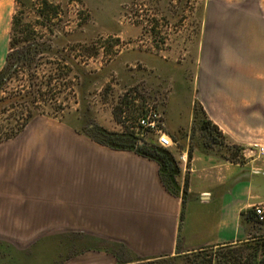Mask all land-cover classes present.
<instances>
[{
  "label": "crops",
  "instance_id": "crops-1",
  "mask_svg": "<svg viewBox=\"0 0 264 264\" xmlns=\"http://www.w3.org/2000/svg\"><path fill=\"white\" fill-rule=\"evenodd\" d=\"M14 11L0 0V70ZM173 70L165 131H191L198 103L223 146L172 147L169 187L156 158L34 117L0 140V264H137L249 238L264 201V0H206L195 53Z\"/></svg>",
  "mask_w": 264,
  "mask_h": 264
},
{
  "label": "rangeland",
  "instance_id": "rangeland-1",
  "mask_svg": "<svg viewBox=\"0 0 264 264\" xmlns=\"http://www.w3.org/2000/svg\"><path fill=\"white\" fill-rule=\"evenodd\" d=\"M205 1L32 0L33 8H26L21 16V29L35 32L33 38L48 39L64 49L84 73L77 78L75 71L67 68L58 74V64L67 66L66 63L54 56L38 59L37 80L48 84L43 85L45 95L31 105L21 101L15 103V91L27 83L26 76L21 73L9 80L0 88V123L3 126L0 140H7L3 136L14 126L15 119L31 109L38 114L32 125L55 129L71 123L96 138L115 144L118 136L128 135L133 138L136 151L143 152L139 144L144 141L145 149L152 152L158 144L151 136H140L138 118L153 107L163 113L165 121V112L174 93L173 67L188 62L190 55L195 53ZM19 8L15 0L14 13ZM43 8L52 16L46 23L39 14ZM23 44L21 39L19 46ZM4 106L8 109L1 112ZM204 120L200 113L191 131L181 130L172 137L180 147L187 138L192 145L196 141H208L212 130L201 128ZM40 132L39 135L45 134ZM217 140L223 141V138ZM168 151L174 178L168 174L171 167L167 165L165 179L177 183L181 171L178 155ZM249 222L250 236L264 231L263 224L250 219ZM246 243L249 242H237L228 247L208 246L142 264H209L211 259V264L219 259L222 262L227 259L226 264H238V259H246L250 251Z\"/></svg>",
  "mask_w": 264,
  "mask_h": 264
},
{
  "label": "trees",
  "instance_id": "trees-1",
  "mask_svg": "<svg viewBox=\"0 0 264 264\" xmlns=\"http://www.w3.org/2000/svg\"><path fill=\"white\" fill-rule=\"evenodd\" d=\"M19 6V11L15 12L12 17V24H11V31H10V38H9V44H8V50L6 52L5 56V62L3 67L0 70V88L4 84H6L9 80L14 79L15 77H19L21 73H23L26 76L25 85H20V88L15 91V97L17 98V101L15 103L21 101V103H27L28 105L32 104L36 101L39 96H44L45 93L43 91V85L46 83H39L36 77V68H37V60L43 59L48 56H54L62 60L63 63H66V65H60V67L57 68L58 74L61 72L63 73L64 70L67 68H70V70L75 71L77 78L81 77V73H84V69L80 66L79 63L75 62L73 59H71V55L65 53L64 49H60L54 44L50 43L48 39H35L33 36L35 35V32H31L28 29H21L23 18V14L25 13L26 8H33L32 0H17ZM46 9L43 8V10L39 13L40 17L44 18V22L46 23L47 20L50 21L51 14H46ZM46 26V25H45ZM24 34V36H22ZM22 36V37H21ZM22 41L24 44L22 46H19V43ZM48 84V83H47ZM46 84V85H47ZM78 84V83H77ZM8 108L5 106L2 107L1 112H6ZM202 114L205 118L202 127L203 129H211L210 131V139L208 141H204L203 145L207 146V148L214 147L215 145L223 146V141H218V137H222L221 133L218 131L217 127L212 125L210 121H208L205 117L204 111L202 107L195 103L194 106V121L196 120L197 116L199 114ZM36 113L31 111V109H27L25 115L19 116L15 119L14 126L10 129V131L3 136L6 139L12 138L15 135H17L25 126L26 124L35 117ZM3 126L2 123H0V135H3ZM118 141L117 144H115L113 141H106L108 143H111V145L117 146L119 148H129L134 149V140L132 137H129L128 135H120L117 137ZM174 139V138H173ZM102 141V140H101ZM176 141V140H175ZM116 142V141H115ZM144 144H139V147H142L143 152L141 151V154L151 156L156 158L160 165H161V175L166 182V184L169 187L175 186L176 181H167L165 179V172L166 169H168L167 165H170L171 170L169 171L170 177H173V164L169 161L171 158L168 156V149L163 148L159 145H155V147L152 148V152H148L147 149H145ZM147 146V145H146ZM225 149L227 150L230 155L235 156L237 149L232 146L225 145ZM145 149V150H144ZM139 152V151H138ZM185 190H186V183H185ZM246 216L248 219L253 220L255 222H258L260 224L264 225V220L259 221L256 217L254 210H250L246 213ZM251 237V238H250ZM247 240L241 241V242H249L246 243L248 249L250 250L248 253V256L246 259H242L241 261L238 259V264H264V231L260 232V234L250 236ZM232 244L222 245L221 247H228ZM234 257H236L234 255ZM152 261H145L143 263L153 262ZM227 259L222 262L220 259L217 262H214L213 264H226ZM213 260H209V264H211ZM137 264H142L137 263Z\"/></svg>",
  "mask_w": 264,
  "mask_h": 264
},
{
  "label": "built area",
  "instance_id": "built-area-1",
  "mask_svg": "<svg viewBox=\"0 0 264 264\" xmlns=\"http://www.w3.org/2000/svg\"><path fill=\"white\" fill-rule=\"evenodd\" d=\"M138 127L141 129L140 136L143 138H155L156 143L166 149L177 147V142L165 131L163 113L157 109L150 107L147 109L137 121ZM258 150L264 154V146H259ZM253 210L259 221L264 220V201L253 205Z\"/></svg>",
  "mask_w": 264,
  "mask_h": 264
},
{
  "label": "water",
  "instance_id": "water-1",
  "mask_svg": "<svg viewBox=\"0 0 264 264\" xmlns=\"http://www.w3.org/2000/svg\"><path fill=\"white\" fill-rule=\"evenodd\" d=\"M142 144H144L145 142L144 141H141Z\"/></svg>",
  "mask_w": 264,
  "mask_h": 264
}]
</instances>
